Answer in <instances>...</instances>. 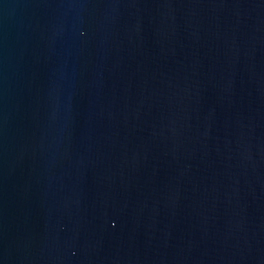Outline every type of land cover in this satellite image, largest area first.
I'll list each match as a JSON object with an SVG mask.
<instances>
[{"label":"water","instance_id":"water-1","mask_svg":"<svg viewBox=\"0 0 264 264\" xmlns=\"http://www.w3.org/2000/svg\"><path fill=\"white\" fill-rule=\"evenodd\" d=\"M0 264H264V0H0Z\"/></svg>","mask_w":264,"mask_h":264}]
</instances>
